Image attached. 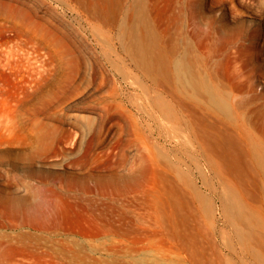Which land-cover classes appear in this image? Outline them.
I'll use <instances>...</instances> for the list:
<instances>
[{
  "label": "rangeland",
  "instance_id": "obj_1",
  "mask_svg": "<svg viewBox=\"0 0 264 264\" xmlns=\"http://www.w3.org/2000/svg\"><path fill=\"white\" fill-rule=\"evenodd\" d=\"M264 264V0H0V264Z\"/></svg>",
  "mask_w": 264,
  "mask_h": 264
},
{
  "label": "bare ground",
  "instance_id": "obj_2",
  "mask_svg": "<svg viewBox=\"0 0 264 264\" xmlns=\"http://www.w3.org/2000/svg\"><path fill=\"white\" fill-rule=\"evenodd\" d=\"M154 264H165V263H162V262H156V263H154Z\"/></svg>",
  "mask_w": 264,
  "mask_h": 264
}]
</instances>
